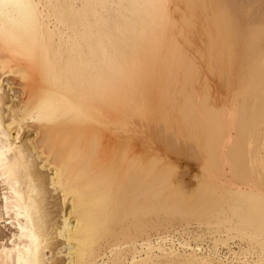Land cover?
<instances>
[{"label":"bare ground","instance_id":"6f19581e","mask_svg":"<svg viewBox=\"0 0 264 264\" xmlns=\"http://www.w3.org/2000/svg\"><path fill=\"white\" fill-rule=\"evenodd\" d=\"M223 66L234 99L191 93ZM158 110L212 157L264 128V0H0V264H264V186L187 189Z\"/></svg>","mask_w":264,"mask_h":264},{"label":"rangeland","instance_id":"374dc122","mask_svg":"<svg viewBox=\"0 0 264 264\" xmlns=\"http://www.w3.org/2000/svg\"><path fill=\"white\" fill-rule=\"evenodd\" d=\"M223 67H225V68H223ZM222 68H220V69H218L217 70V72H216V69H215V67H212V68H205L204 69V71L206 72L205 73V76L207 77L206 79H205V81L203 80L202 81V79H200L199 77V80H198V78H192L193 79V81L191 80H188V81H190L192 84L191 85H193L192 87H193V91L191 92L194 96H196V94L200 91L201 93H203V92H208V91H212V90H219V94H221V96L222 97H224L223 95H225V97H227V98H231V97H233V95H235L234 94V92H236V90H237V86H238V84L236 83V80H235V78L233 77V68L231 67H227V66H223ZM227 67V68H226ZM230 68V69H229ZM213 69V70H212ZM223 69V70H222ZM225 69V70H224ZM228 69V70H227ZM208 70V71H207ZM222 72H221V71ZM227 70V72H225ZM229 70H230V72H229ZM233 70V71H232ZM213 73H211V72ZM209 72V73H208ZM235 72V71H234ZM227 73V74H226ZM218 74V75H217ZM226 74V75H225ZM214 75V76H213ZM226 77H225V76ZM230 77H229V76ZM217 76H218V78H217ZM235 76V75H234ZM208 77H210V78H208ZM232 77V78H231ZM223 78H224V80H223ZM226 78H228L227 80H226ZM189 79H191V78H189ZM197 79V80H196ZM209 79H210V81H209ZM216 79H218L217 81H215ZM231 79V80H230ZM225 80H226V82H225ZM230 82H229V81ZM195 81V82H194ZM203 82V84H202V82ZM227 81H228V83H227ZM200 82H201V84L203 85H201L200 84ZM206 84H205V83ZM208 82H209V84H208ZM210 82H214L213 84L212 83H210ZM226 84H225V83ZM233 83V85H232V83ZM185 83V85H186V83H188L187 81L186 82H184ZM195 83V84H194ZM217 83V84H216ZM220 83H224L223 85L222 84H220ZM189 84L190 83H188L187 84V86H189ZM199 84V86H197V85ZM218 85V86H216V85ZM228 84H231V85H228ZM200 85H201V87H200ZM206 85H207V88H206ZM209 85V86H208ZM214 85V86H213ZM195 86H197V87H195ZM204 86H205V88H204ZM211 86V87H210ZM200 87V88H199ZM209 87V88H208ZM214 87V88H213ZM196 88V89H195ZM206 89V90H204V91H202L203 89ZM211 88V89H210ZM218 88V89H217ZM224 88V89H223ZM199 89H201V90H199ZM196 92H195V91ZM198 90V91H197ZM233 91V92H232ZM193 92H195V93H193ZM221 92V93H220ZM231 92V93H230ZM230 93V94H229ZM177 94V97L180 99V93H176ZM232 94V95H231ZM220 96V95H219ZM231 96V97H230ZM213 96H211V99L212 100H214L213 98H212ZM220 99V98H219ZM233 99H234V97H233ZM217 99H215V101H216ZM221 100V99H220ZM220 100H217L215 103H216V105H217V103L220 101ZM231 100V99H230ZM220 103H218V105H219ZM161 110V112L163 111L162 109H160ZM160 110H158V111H156V113H161V112H159ZM174 111V110H173ZM173 111H171L173 114H171V112H170V115L169 116H171L170 117V119H168L167 117H165L164 118V115L162 114V116H161V114L159 115V114H156L155 112V115H157L156 116V119H155V117H151V116H148V117H150V120H151V118H152V122H150L151 124H156V125H154L155 127H156V129L159 131V132H157V130H156V132L158 133H156V137L160 134V130H162L161 132H162V137H160V135H159V137H157L156 138V141H155V139H154V142H152L151 144L153 145V148L154 149H156L155 150V152H156V156H157V158L159 159L158 161L160 162V163H162V162H166L167 163V166L172 170V171H175L173 174L175 175L174 177L176 178V176L178 177V181L182 184V185H184L187 189H191L192 188V186L194 187V185H195V182H197V181H199L200 179H202L203 177H204V166L207 164V162L209 163V162H212V161H214V162H216V163H218V165L220 166V167H224L223 169H221V174H220V176H219V182H221V186L223 187V188H225V189H228V188H231L232 187V189H236L237 187H240V189H242L243 187V189H248L249 187H252L254 184H257L256 186H254L253 188H255L256 187V189H258V184L260 183V188L259 189H263L262 188V186H264V128H263V126L260 128V130H259V128H258V131L257 132H255L254 130H253V128H252V130L254 131V133H253V131L252 130H249V131H252V133H248L247 131H243V136H241L239 139H237L238 138V135L236 136L235 134L237 133L238 134V132H237V130L235 131V129H232V130H230V132H229V134H228V141H231V139L233 140H235V143H234V145H232V144H229V143H227V145L224 147L225 149H224V152L222 153L223 155L224 154H227V152H226V149L227 150H229L230 149V152H229V155H227V157H226V155H222V154H220V155H218V156H210V155H208L207 156V154L205 153V151L202 149V148H200V147H202V146H199L198 147V145H201L199 142H201L202 140H200L199 141V138H196L198 141H195L196 139H194L195 137H194V135H192L191 134V132L189 133H185L186 132V130H185V132H183V134L182 133H180L179 131H177V130H179V128H180V124H181V127H182V129H183V127L185 126V127H187L186 125H188L187 123H186V125H185V123L183 122V120L181 121V116H179V117H177V115H178V113H180V112H177L178 110H175V112H173ZM177 112V114H175ZM162 113H164V112H162ZM154 115V116H155ZM172 115H174V116H176V117H174V116H172ZM180 115V114H179ZM147 117V118H148ZM162 118V119H161ZM173 118V119H172ZM178 118V119H177ZM149 119V118H148ZM147 119V120H148ZM154 119L156 120V121H154ZM168 119V120H167ZM177 121V123H175V120ZM165 120H166V122H167V124L165 123ZM174 120V121H173ZM153 121H154V123H153ZM169 121V122H168ZM170 121H171V124H170ZM179 121H180V123H179ZM158 122H159V124H158ZM173 122L175 123V125L173 124ZM164 123V124H163ZM182 123H184V125L182 124ZM251 123V122H250ZM162 124V125H161ZM170 124V125H169ZM177 124H179L178 126H179V128L176 126ZM157 125H159V126H157ZM166 125V126H165ZM183 125V126H182ZM165 126V127H164ZM168 126V127H167ZM157 127H161V129H159V128H157ZM163 128V129H162ZM184 129H186V128H184ZM189 131V130H188ZM236 132V133H235ZM179 133V134H178ZM233 133V134H232ZM187 134V135H186ZM188 134H190V135H188ZM256 134V135H255ZM261 134V135H260ZM27 135V134H26ZM29 135V134H28ZM180 135V136H179ZM184 135V136H183ZM244 135H245V137H244ZM247 135V136H246ZM166 136V137H165ZM187 136V137H186ZM192 136L194 137L193 139H192ZM231 136L233 137V138H231ZM236 136V137H235ZM249 136V137H248ZM250 136H252V138L250 137ZM180 137V138H179ZM185 137V138H184ZM190 139H189V138ZM254 137V138H253ZM159 138V139H158ZM178 138V139H177ZM187 138V139H186ZM261 138V139H260ZM178 141H177V140ZM158 140V141H157ZM163 140V141H162ZM237 140H241V141H237ZM153 141V140H152ZM161 141V142H160ZM259 141V142H258ZM165 142V143H164ZM181 142V143H180ZM196 142L198 143V145H196ZM238 142V143H237ZM154 143H155V145H154ZM240 143V144H239ZM190 145V146H189ZM195 145L197 146V147H195ZM246 145V146H245ZM156 148H155V147ZM187 146V147H186ZM234 146V147H233ZM236 146H237V148H236ZM158 147H159V149H158ZM166 147H167V149H166ZM169 147V148H168ZM178 147H179V149H178ZM247 147V148H246ZM254 147H256V148H254ZM171 148V149H170ZM196 148H198V149H196ZM246 148V150H245V153H243L244 152V149ZM250 148L252 149V151L250 150ZM257 148H258V150H257ZM260 148H263V149H260ZM158 149V150H157ZM170 149V150H169ZM185 149V150H184ZM200 149V150H199ZM243 149V150H242ZM195 151V152H194ZM203 151H204V153H203ZM233 151V155H231V152ZM160 152V153H159ZM165 152V153H164ZM226 152V153H225ZM236 152V153H235ZM248 152V153H247ZM238 153V154H237ZM231 155V156H230ZM248 156L250 157V158H248ZM212 157V158H211ZM224 157V158H223ZM197 158V159H196ZM201 158V159H200ZM208 158V159H207ZM211 158V159H210ZM232 158V159H231ZM162 159V160H161ZM213 159V160H212ZM219 159H221V160H219ZM210 160V161H209ZM220 161V162H219ZM221 161H223V162H221ZM225 161H226V163H225ZM251 163V164H250ZM220 164H223V166L222 165H220ZM232 165V166H231ZM173 167V168H172ZM234 168V169H233ZM201 169H202V171H201ZM233 169V170H232ZM224 171H225V174H224ZM202 172V173H201ZM259 172V173H258ZM227 173V174H226ZM258 174V175H257ZM260 175V176H259ZM225 177V178H224ZM240 177V178H239ZM252 178V179H251ZM225 181V182H229V184H227L228 185V187H226V183L224 182L223 183V181ZM181 180V181H180ZM197 180V181H196ZM246 180H248L247 181V183H246ZM258 180V181H257ZM251 182V184H250V182ZM255 181H257V182H255ZM241 182V183H240ZM248 182H249V184H248ZM244 183V184H243ZM192 184H194V185H192ZM234 186H232V185ZM245 184H247V185H245ZM239 185V186H238ZM243 185V187L241 188V186ZM262 185V186H261ZM191 188H190V187ZM225 186V187H224ZM231 186V187H230ZM3 190H2V185L0 184V193L2 192ZM264 191V190H263ZM0 196H1V194H0ZM176 223H180V222H176ZM201 225H203V224H201ZM191 227H193L194 226V224H193V226L192 225H190ZM204 226V225H203ZM162 226H160V228H161ZM205 227V226H204ZM218 228V227H217ZM196 229H198V228H196ZM216 229V228H215ZM218 229H222V227L220 226ZM11 228L8 226V225H6V226H4V223H3V221H0V232H1V234H5V235H9L10 234V232H11ZM223 230V229H222ZM217 234H218V232H217ZM220 234V233H219ZM218 234V235H219ZM222 235H223V233H222ZM204 236L205 237H202L203 239H202V246H203V248L205 249L206 247H207V245L208 244H210L211 243V240H210V238L208 239V237H210L211 235L209 234V233H207V235H206V233H204ZM203 240H205L204 241V244H203ZM210 240V241H209ZM206 241H207V243H206ZM209 241V242H208ZM228 242L227 243H229L232 247H233V249L235 250L236 249V251H239L240 250V248H239V243H241V244H243V245H245V242H243V241H241L238 237L236 238H233V240H231V239H229V240H227ZM233 242V243H232ZM243 242V243H242ZM212 245V244H211ZM224 245V244H223ZM241 246V245H240ZM222 248V249H221ZM221 248L219 249L220 250V253L221 254H227V252H226V250H227V248H225V246H221ZM224 249V250H223ZM224 251V252H223ZM226 252V253H225ZM228 255V254H227ZM255 256V255H254ZM61 259V258H60ZM64 261V260H63ZM63 261H61V262H63ZM64 264L66 263L67 264V261L65 260L64 262H63Z\"/></svg>","mask_w":264,"mask_h":264}]
</instances>
